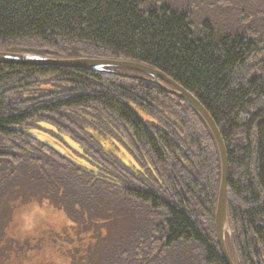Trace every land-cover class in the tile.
<instances>
[{
	"label": "trees",
	"instance_id": "trees-1",
	"mask_svg": "<svg viewBox=\"0 0 264 264\" xmlns=\"http://www.w3.org/2000/svg\"><path fill=\"white\" fill-rule=\"evenodd\" d=\"M0 52L137 63L192 94L226 146L237 264H264V0H0ZM86 114L128 142L143 173L92 149L75 121ZM36 122L90 150L110 174L97 177L27 134ZM220 181L207 125L156 85L0 64V201L15 187L62 203L67 228L91 234V264H226L215 229Z\"/></svg>",
	"mask_w": 264,
	"mask_h": 264
},
{
	"label": "rangeland",
	"instance_id": "rangeland-1",
	"mask_svg": "<svg viewBox=\"0 0 264 264\" xmlns=\"http://www.w3.org/2000/svg\"><path fill=\"white\" fill-rule=\"evenodd\" d=\"M138 113L147 119L142 112ZM75 121L87 133V141L94 151L101 150L131 172L143 173L128 142L105 120L86 114L76 116ZM26 132L77 165L91 170L97 177L109 173L90 150L84 149L50 124L36 122ZM109 178L119 181L113 174ZM20 192L11 187L6 193L7 197L0 201V264H91L90 255L96 257L98 252L92 254L91 249L90 252L86 251L91 234H81V230L76 233L67 228L69 218L62 203L54 204L48 200L50 198L28 189L21 195ZM116 234L111 233V241ZM105 254L103 250L100 251L103 261L110 257H105Z\"/></svg>",
	"mask_w": 264,
	"mask_h": 264
},
{
	"label": "water",
	"instance_id": "water-1",
	"mask_svg": "<svg viewBox=\"0 0 264 264\" xmlns=\"http://www.w3.org/2000/svg\"><path fill=\"white\" fill-rule=\"evenodd\" d=\"M0 64L44 68H65L109 75H118L122 77L138 78L140 80H144L156 85L161 90L170 95L176 96L177 98L188 104L190 107H192L207 125L219 151L221 161V181L215 216L216 237L226 264H237L227 216V185L229 176V161L226 146L216 123L214 122L208 111L192 94L178 85L164 73L152 69L148 66L132 62L86 58L54 59L30 54L0 52ZM112 68L133 70L147 75L149 78H139L136 76L120 74L115 71L109 70ZM158 78L164 79L170 86L162 84L161 82H159ZM227 238L230 240L232 254H230L227 249Z\"/></svg>",
	"mask_w": 264,
	"mask_h": 264
}]
</instances>
